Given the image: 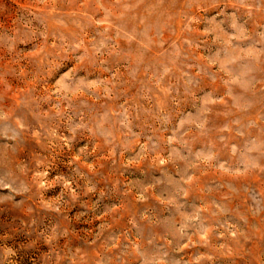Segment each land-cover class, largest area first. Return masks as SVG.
<instances>
[{"label":"rangeland","instance_id":"374dc122","mask_svg":"<svg viewBox=\"0 0 264 264\" xmlns=\"http://www.w3.org/2000/svg\"><path fill=\"white\" fill-rule=\"evenodd\" d=\"M0 264H264V0H0Z\"/></svg>","mask_w":264,"mask_h":264}]
</instances>
